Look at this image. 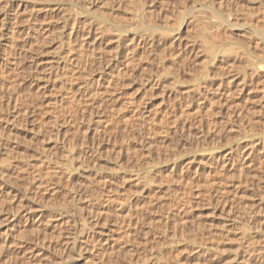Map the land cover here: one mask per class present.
<instances>
[{"label":"rangeland","instance_id":"374dc122","mask_svg":"<svg viewBox=\"0 0 264 264\" xmlns=\"http://www.w3.org/2000/svg\"><path fill=\"white\" fill-rule=\"evenodd\" d=\"M263 13L264 0H0V264H264ZM23 18L38 31L12 37ZM253 61L262 72L243 80Z\"/></svg>","mask_w":264,"mask_h":264},{"label":"bare ground","instance_id":"6f19581e","mask_svg":"<svg viewBox=\"0 0 264 264\" xmlns=\"http://www.w3.org/2000/svg\"><path fill=\"white\" fill-rule=\"evenodd\" d=\"M18 7H20V5H18ZM18 14H19V13H18ZM263 14H264V13H263ZM263 18H264V16H262V21L264 20ZM30 19H31V17H30ZM30 19H28V18H26V19L23 18L22 21H20V20L17 21L16 24H15V25H16V26H15V30H13L14 28L12 29V34H11V35H13L12 37H14V34H15V35H16V34H19L18 37L21 36V38H22V35H24V34H26V35L28 34V35L34 36L35 32L38 31V28H37L36 26L34 27V26H32V25H26V21L29 22ZM223 20H224V19H223ZM223 20H222V22H223ZM220 21H221V18H220ZM262 21H261V22H262ZM217 23H218V22H217ZM225 24H226V23H225ZM229 24H230V26L227 25L228 27L233 26V25H231L232 23H229ZM215 25H218V24H215ZM219 25H221L220 22H219ZM223 26H224V24H223ZM223 26H222V27H223ZM254 26H256V25H254ZM258 26L261 27V26H263V25L260 24V25H258ZM258 26H257V27H258ZM72 27H73V28H72ZM72 27H71L72 29H70V32L67 34V36H69V37L67 38V39H69V40H68V41H69V43H68L69 45L73 44V43L75 42V40H73V39H74L75 37H77L80 33H82V30H79V28L75 27V23H74V25H73ZM260 27H259V28H255V27H254V30L251 31V32H254V33H255V34L253 33L254 35L257 34V35L261 36L262 38L259 37V36H258V37L260 38V40H262L261 43H264V26L261 27V28H260ZM252 28H253V27H252ZM258 29H259V31H258ZM42 30H43V29H42ZM86 31H87V36H88V37H93L94 31H93V28H92L91 26H90V28H88ZM29 33H30V34H29ZM101 33H102V32H101ZM28 35H27V36H28ZM145 35H146V34H145ZM257 35H256V36H257ZM121 36H122V35H120V38H123V37H121ZM25 37H26V36H25ZM147 37H149V36H147ZM258 37H257V38H258ZM116 38H117V36H116ZM120 38H119V39H120ZM149 38H151V37H149ZM149 38H146V37L144 38V37H143V38H141V39H142L141 41H140V39H139V41H138L137 38H134V46H135V48H136V49H138V48H140V49H144V51L147 50V49H149V48L153 45V43L151 42L152 40H151V39L149 40ZM178 39H179V38H178ZM121 40H122V39H121ZM24 42H25V41H24ZM24 42H23V43H24ZM28 42H30V41H28ZM83 42H84V41H82V43H81L82 45L79 44L81 47H83ZM115 42L117 43V40H116ZM206 42H207V41H206ZM229 42H230V41H229ZM254 42H255V41H254ZM259 42H260V41H259ZM36 43H37V42H36ZM24 44H25V43H24ZM117 44H118V43H117ZM119 44H120V43H119ZM151 44H152V45H151ZM211 44H212V43H210L209 45H211ZM233 44H234V43H233ZM256 44H257V41H256ZM206 45H207V44H206ZM229 45H230V44H229ZM229 45H228V46H229ZM259 45H260V44L258 43V47H259ZM263 45H264V44H263ZM207 46H208V45H207ZM207 46H206V47H207ZM211 46H213V47L215 48L214 43H213ZM217 46H218V45H217ZM220 46H221V45H220ZM224 46H225V45H224ZM224 46H223V47H224ZM232 46H233V45H232ZM232 46H230V47L232 48ZM118 47H119V45L117 46V48H118ZM208 47H209V46H208ZM208 47H207V48H208ZM213 47H212V48L209 47V48H210V53L213 52L214 50L216 51V49L219 48V47H217L216 49H213ZM237 47H238V46H237ZM260 47H261V46H260ZM209 48H208V49H209ZM235 48H236V47H235ZM261 48H264V47L262 46ZM18 49H19V48H18ZM29 49H30V48H29ZM118 49H119V48H118ZM194 49H195V46H193V50H194ZM227 49H228V48H227ZM70 50H71V53H72V49H70ZM220 50H221V49H220ZM224 50H226V48H225ZM228 50H229V49H228ZM230 50H231V49H230ZM26 51H27V50H26ZM197 51H198V49H197ZM206 51H207V49H206ZM215 51H214V52H215ZM217 51H219V50H217ZM217 51H216V52H217ZM233 51H234V50H233ZM263 51H264V49H263ZM24 52H25V51H24ZM224 52H225V51H222L221 54L223 55ZM228 52H229V51H227V52H225V53H228ZM25 53H26V52H25ZM219 53H220V52H219ZM225 53H224V54H225ZM29 54H30V53H29ZM216 54H218V53H216ZM216 54H215V55H216ZM211 55H212V53H211ZM218 55H219V54H218ZM250 55H251V54H250ZM209 56H210V54H209ZM212 56H213V55H212ZM212 56H211V57H212ZM13 61H14V60H13ZM7 62H8V61H7ZM16 63H17V62H16ZM16 63H15V66H17ZM66 63L72 64V65H69V64H68V65H69V66H74V70L77 69V71L80 72V70H79L80 68H78V67H77V64H75V62H74V60H73V57H68V61H67ZM251 63H252V62H251ZM255 63H256V62L253 61V64H255ZM257 63H258V62H257ZM17 64H19V63H17ZM258 64L261 65L260 63H258ZM13 65H14V64H13ZM19 65H20V64H19ZM19 65H18V67H19ZM249 65H252V64H249ZM259 65L257 66V65L255 64V65L253 66V70H252V68H251V69H250L251 71H250L249 73H247V72H246L247 70H246V71H245V72H246V73H245L246 75H244L245 77H243V80H246V78L249 77V76H253V75L256 76V75H258L259 72H262V67H261V66L259 67ZM69 66H68V67H69ZM66 67H67V66H66ZM68 67H67L66 69H68ZM251 67H252V66H251ZM263 67H264V65H263ZM118 68H119V67H118ZM15 69H18V68H15ZM15 69H14V70H15ZM263 69H264V68H263ZM14 70H13V71H14ZM69 71L72 72V68L69 69ZM16 72H17V71H16ZM21 72H22V70H21ZM78 72H77V73H78ZM119 72H121V70H119ZM2 73H3V72H2ZM2 73H1V74H2ZM75 75H76L75 77H77V78L79 79V77H80V76H79V73H78V75H77V74H75ZM246 76H247V77H246ZM254 76H253V77H254ZM112 78H114V77H112ZM112 78H111V79H112ZM80 79H81V77H80ZM247 79H250V78H247ZM112 80H113V79H112ZM112 80H110V81L108 82V84H110ZM243 82H244V81H243ZM245 82H246V81H245ZM1 83L3 84V82H1ZM1 83H0V84H1ZM237 83H238V82H237ZM246 83H247V82H246ZM6 84H7V83H6ZM238 84H239V83H238ZM5 86H7V85H5ZM13 86H14V85H13ZM242 86H245V84H242L241 87H242ZM7 87H8V86H7ZM1 89H2V88H1ZM8 89H9V88H8ZM1 91H2V90H1ZM4 94H5V93H4ZM8 97H9V96H8ZM10 97H11V96H10ZM8 99H9V98H8ZM16 99H17V98H16ZM12 100H13V99H12ZM16 101H17V100H16ZM14 102H15V101H14ZM0 103H1V102H0ZM3 103H4V102H3ZM10 103H11V101H10ZM10 103H9V104H10ZM16 104H17V103H16ZM5 105H6V104H5ZM10 105H11V104H10ZM3 106H4V105H3ZM14 106H15V105H14ZM25 113H26V112H25ZM0 119H1V118H0ZM7 120H8V119H7ZM7 123H12V122L9 121V122H7ZM7 123H6V124H7ZM7 125H8V124H7ZM6 127H7V126H6ZM4 135H5V134H3V133L0 134V146H1V148H4V145L9 146L8 144H9V141H10V140L7 138L6 135H5V136H4ZM262 142H263V141H262ZM262 142H261V143H262ZM259 144H260V143H259ZM7 146H6V148H8ZM259 146H260V145H259ZM262 146H263V144H262ZM263 147H264V146H263ZM261 150H262V149H261ZM0 151L2 152V150H0ZM253 151H254V148L251 149V151H250V153L248 154L247 158H246L244 161H242V163L240 164V170H242V172H245V170H246V166H245V165L248 163L247 160H250V159L253 157V155H254L253 153H255V152H253ZM2 153H3V152H2ZM0 154H1V153H0ZM0 156H1V155H0ZM231 157H232V156H231ZM231 157L228 158V157H225V156H224L223 158H219L217 161L220 160L221 162H219V163L223 164L222 167L227 168V166H229V164L232 163V162H231V161H232V158H231ZM222 159H223V160H222ZM238 159H239V157H238ZM50 161H51V160H50ZM250 161H251V160H250ZM252 162H253V161H252ZM252 162H251V163H252ZM44 163H45V162H44ZM221 164H219V165H221ZM54 165H55V164H54ZM59 165H60V164H59ZM232 165H233V164H232ZM49 166H50V164H49ZM41 167H42V166H41ZM57 167H58V166H57ZM52 168H53V166H52ZM52 168H50V169H51V172H52ZM53 169H54V170H53L52 175L55 174V175L57 176L58 171L56 170V168H53ZM58 170H60V169H58ZM32 171H33V170H32ZM42 171H43V170H42ZM45 172H46V171H45ZM30 173H31V172H30ZM60 173H61V172H60ZM38 174H39V171L37 172V175H36V176H38ZM43 174H44V173H43ZM61 174H62V173H61ZM61 174H60V175H61ZM39 175H40L39 177H40L41 179L38 177V178H39V182L35 184V187H36L37 190H39L41 187H43V181H44V180H43L44 177L41 176V173H40ZM44 175H45V174H44ZM49 175H50V172H49ZM49 175L47 174L46 177H49ZM55 175H53L52 178H54ZM60 175H58V177H59ZM63 175H64V174H63ZM63 175H62V176H63ZM31 176H32V175H31ZM28 177H29V176H28ZM46 177H45V178H46ZM58 177H57V178H58ZM33 178H34V177H33ZM33 178H32V180H34ZM36 178H37V177H36ZM55 178H56V177H55ZM50 179H51V178H50ZM30 180H31V179H30ZM36 180H38V179H36ZM58 180H59V179H58ZM34 182H36V181L34 180ZM44 186H45V185H44ZM56 189H57V188H56ZM0 197H1V196H0ZM73 199H74V198H73ZM0 200H1V199H0ZM47 214H48V213H47ZM9 217H10V215H8L7 220H8ZM11 217H13V218L15 219V218H16V215H12ZM23 217L26 218L27 216H23ZM28 218H30V219H32V220L35 219V218H37V222H39V223H41V224L43 223V221H44V223H45V220H46V218H45V214L42 213V212H40V211H39V215H38L37 217H36V214H35L34 218H31V217H28ZM49 218H50V217H49ZM49 218H48V220H50ZM51 219L54 220V222L56 223V224L54 223V226H55V227L61 228V226L63 225V223H61V224L59 223V219H58V217H54V216H53V218H51ZM50 221H51V220H50ZM46 222H47V221H46ZM51 223H52V222H51ZM64 223H65V222H64ZM49 224H50V223H49ZM67 224H68V223H67ZM98 224H99V219H98V218H94V219H93L92 217H90V219H89V223H85L83 227H89V228H92V227L98 226ZM52 225H53V224H52ZM63 226H64V225H63ZM66 227H67V226H66ZM83 227H82V228H83ZM71 228H72V229H70V230L68 229V232L70 231V234L68 233L67 241H66V240H65L66 242L64 241V243H65L64 245H65V246H64L63 252H65L67 255H68V254H71V252H72L73 250H75V248L77 247L76 245H77V243H78L77 240H80V239H78L79 237L76 238V234H77L76 229H77V228L75 229V228H73V226H72ZM89 228H88V229H89ZM59 230H61V229H59ZM78 230H80V229H78ZM83 230H84V229H83ZM64 232H65V231H64ZM59 233H60V232H59ZM78 234H80V233H78ZM62 235H63V234H62ZM69 235H71V236L74 235V236L71 238V236H69ZM60 236H61V234H60ZM81 236H82V239H83V242H84V243L89 242L90 239L92 238L91 233H90L87 229H85V233H83ZM58 237H59V236H58ZM59 238H60V237H59ZM80 241H81V240H80ZM80 241H79V242H80ZM107 241H108V240H107ZM81 242H82V241H81ZM9 247H10V245H9V239H6V240L4 241V243H3V245L1 246V249H0V250H1V252H2L3 250L5 251V249H7V248L9 249ZM77 249H78V248H77ZM43 250H44V249H43L42 246H40V245H39V246L36 245V247H34V249H33L32 252H31L32 257H33V256H37V255H38V257H39L40 253L43 252ZM45 250H46V249H45ZM75 251H76V250H75ZM5 252H6V251H5ZM2 253H3V252H2ZM2 253H1V254H2ZM72 253H73V252H72ZM41 254H42V253H41ZM3 255H4V254H3ZM40 257H42V256H40Z\"/></svg>","mask_w":264,"mask_h":264}]
</instances>
